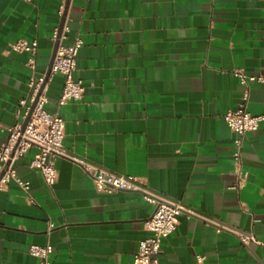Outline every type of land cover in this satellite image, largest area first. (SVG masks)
<instances>
[{"label":"crops","instance_id":"0c3cea01","mask_svg":"<svg viewBox=\"0 0 264 264\" xmlns=\"http://www.w3.org/2000/svg\"><path fill=\"white\" fill-rule=\"evenodd\" d=\"M61 3L0 0V147L31 75L28 54L10 44L36 39L43 75ZM65 21L62 43L82 41L73 77L84 93L57 108L55 74L45 109L63 120L68 153L190 211L163 239L160 264H264V83L248 85L247 111L263 120L243 136L240 161L223 119L243 95L234 69L264 73V0H69ZM34 152L14 163L28 191L0 189V264H38L28 249L46 243L51 264H132L153 205L139 192L97 191L63 157L49 187L28 166Z\"/></svg>","mask_w":264,"mask_h":264},{"label":"built area","instance_id":"2783aa9c","mask_svg":"<svg viewBox=\"0 0 264 264\" xmlns=\"http://www.w3.org/2000/svg\"><path fill=\"white\" fill-rule=\"evenodd\" d=\"M65 1L62 0L58 9L60 17L64 13ZM68 30L65 18L61 27L53 30L51 39L57 42V46L47 76L45 73L40 76L35 74L36 39H18L10 44L11 50L28 54L27 66L31 70V75L27 82L28 92L18 103L17 119L7 127V136L0 147V189L14 181L22 191H28L29 183L17 177L14 163L24 157L30 149H34L35 152L28 166L37 171L49 187L57 179L54 160L58 157L69 159L91 176L97 191L108 194L115 191L139 192L146 202L153 205L152 213L143 221L147 236L138 242L132 264H160L159 255L163 239L175 230L178 216L190 211L179 202L147 189L132 175L113 173L70 155L63 146V120L56 111L49 112L45 109L48 101V83L55 74L62 76V89L56 102L57 108L70 101L80 100L84 93L82 82L73 77L82 41L75 37L71 44L64 45L62 41L66 38ZM233 75L243 87V95L236 108L225 111L223 119L229 130L235 134L232 156L234 160L240 161L243 136L255 131L263 120L262 116H253L247 111L248 85L251 82L264 83V73L247 75L242 69H234ZM217 228L223 229L221 226ZM235 232L244 245L261 244L253 234ZM52 251V246L48 243L31 245L28 249V253L38 259V264H51ZM197 258L201 260V257Z\"/></svg>","mask_w":264,"mask_h":264},{"label":"water","instance_id":"95a60500","mask_svg":"<svg viewBox=\"0 0 264 264\" xmlns=\"http://www.w3.org/2000/svg\"><path fill=\"white\" fill-rule=\"evenodd\" d=\"M68 1L69 0H66L65 1V5H64V13L61 17V20H60V24H59V28L61 27L62 23L64 22V18H65V14H66V9H67V5H68ZM56 46H57V42H54V45H53V48H52V52H51V56H50V59H49V63H48V66H47V69H46V72H45V75L47 76L50 72V68H51V64H52V60L54 58V54H55V50H56Z\"/></svg>","mask_w":264,"mask_h":264}]
</instances>
